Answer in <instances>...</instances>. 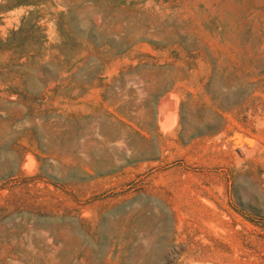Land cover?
Listing matches in <instances>:
<instances>
[{"label": "rangeland", "instance_id": "1", "mask_svg": "<svg viewBox=\"0 0 264 264\" xmlns=\"http://www.w3.org/2000/svg\"><path fill=\"white\" fill-rule=\"evenodd\" d=\"M0 264H264V0H0Z\"/></svg>", "mask_w": 264, "mask_h": 264}, {"label": "bare ground", "instance_id": "2", "mask_svg": "<svg viewBox=\"0 0 264 264\" xmlns=\"http://www.w3.org/2000/svg\"><path fill=\"white\" fill-rule=\"evenodd\" d=\"M175 98L170 97L167 100L166 105H164L160 110L161 120L163 125L170 124L174 119V112H175ZM172 124V123H171Z\"/></svg>", "mask_w": 264, "mask_h": 264}]
</instances>
